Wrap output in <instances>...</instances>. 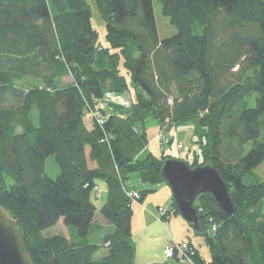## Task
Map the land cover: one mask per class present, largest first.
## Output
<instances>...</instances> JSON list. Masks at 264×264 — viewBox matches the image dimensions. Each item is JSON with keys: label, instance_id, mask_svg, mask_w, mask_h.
Instances as JSON below:
<instances>
[{"label": "trees", "instance_id": "trees-1", "mask_svg": "<svg viewBox=\"0 0 264 264\" xmlns=\"http://www.w3.org/2000/svg\"><path fill=\"white\" fill-rule=\"evenodd\" d=\"M152 1L94 0L103 44L87 0H0V205L32 264H136L123 185L132 173L167 185L161 166L171 157L147 151L151 120L191 125L189 165L211 163L236 204L227 215L200 194L194 206L211 259L188 241L193 253L171 260L264 264V180L254 172L264 161V0H157L176 28L164 39ZM65 76L72 81L62 84ZM130 88L128 108L100 107L105 93ZM92 113L102 122H87ZM99 180L107 188L99 212L113 230L92 243ZM151 191L139 189L137 201ZM171 208L162 219L179 214L173 200ZM60 220L68 236H46Z\"/></svg>", "mask_w": 264, "mask_h": 264}, {"label": "crops", "instance_id": "crops-1", "mask_svg": "<svg viewBox=\"0 0 264 264\" xmlns=\"http://www.w3.org/2000/svg\"><path fill=\"white\" fill-rule=\"evenodd\" d=\"M71 81L72 78L70 76H65L62 78L61 83L68 84ZM131 100H132L131 88L129 91H125L123 93L115 94L112 92H107L105 93L103 100L101 101L100 107L105 108L106 104L114 103L117 105H121L125 108H128L130 106ZM157 126L159 125L157 124ZM148 148L149 146L146 149ZM146 149L144 152H146ZM89 163L92 164V165L89 164L91 168L96 166L95 162L89 161ZM263 174H264V168H263ZM126 184L129 188H133L136 190L139 189L153 190L145 195L146 197H144L142 203L137 201L138 204L136 208L134 205H131L133 211V215L131 219V230H132V241L135 246V255H134L135 263L136 264L165 263L166 260L163 254L164 247L169 242L172 241L173 242L187 241V239L178 238L170 227L173 219L178 224L181 223L179 222L180 220H178V216H176V214L173 213L174 214L173 218H171L170 214H168L165 219H162L161 216H159L158 214L157 208L159 206H162L167 211H169L168 204L171 205L172 198H169L170 194H168V192L167 195L166 192H164V189H166L167 187L165 186V184L145 183L140 179V176L137 173L130 174L129 178L126 180ZM161 192L165 193V195L162 197L158 196L159 193ZM106 195H107L106 184L101 180L97 181L94 196L97 200L99 199L101 200L100 207L106 200ZM99 208L97 207L92 222V231L89 237L92 243H100L102 236L105 233L111 232L113 230V225L109 223L101 215V213L99 212ZM59 222L63 224V220H60ZM183 223L184 224H181L182 225L181 228L183 232L187 234V232L190 231L189 230L190 227L189 226L187 227L186 222ZM186 227L189 229H187ZM55 234H60V233H55ZM62 234L67 236L63 232ZM175 237H177L178 239H175ZM188 241L191 242L190 239ZM106 251H107L106 247L105 246L102 247L94 255V258H100L104 256L106 254ZM176 262L177 261L172 260L168 264H175Z\"/></svg>", "mask_w": 264, "mask_h": 264}, {"label": "water", "instance_id": "water-1", "mask_svg": "<svg viewBox=\"0 0 264 264\" xmlns=\"http://www.w3.org/2000/svg\"><path fill=\"white\" fill-rule=\"evenodd\" d=\"M161 174L170 189L179 214L196 235L202 236L194 202L200 194L210 193L227 215L236 211L228 187L209 162L190 166L183 159L168 157L163 161ZM0 264H32L30 254L23 248L21 232L7 210L0 205Z\"/></svg>", "mask_w": 264, "mask_h": 264}, {"label": "rangeland", "instance_id": "rangeland-1", "mask_svg": "<svg viewBox=\"0 0 264 264\" xmlns=\"http://www.w3.org/2000/svg\"><path fill=\"white\" fill-rule=\"evenodd\" d=\"M91 6L92 9V25L93 27L98 31L99 33V42H104V33H105V25L104 21L101 18L100 13L97 10V7L95 5L94 0H87ZM153 10H154V16H155V22L158 32L159 39H164L167 37H171L176 33V28L170 23V20L168 17L164 16L162 13V5L159 1L153 0ZM87 122L91 123L92 117L90 115H87L86 118ZM148 129H147V138L149 139V148L147 151L153 152L155 155H160L162 152H165L169 155H171L172 158H178L186 160L189 164L192 163L193 160V151L192 149H196V145L193 143L192 140V131H191V125L188 126H182V125H172L166 128H161L160 126H157L156 120H151L148 123ZM161 131L164 137L167 139H172V142L170 144L162 143L158 136V131ZM178 144L183 145L181 148L178 147ZM92 165L91 163H89ZM46 165V173L51 176L55 177L57 173L59 172L58 165L54 162V159L52 156H49L46 159L45 162ZM263 168H264V161L254 169V172L257 174V176L264 180V174H263ZM166 189H164V192H167L170 194L169 198H171V192L167 185H165ZM164 192L159 193L158 196L162 197L165 195ZM92 201L94 204L99 208L101 205V200H97L94 195L92 196ZM198 200H195L197 202ZM137 201H133L132 205L137 206ZM169 210H172L171 205L168 204ZM171 218L174 217V214H170ZM178 216L180 224H178L176 221L171 222V229L176 234L178 238H184L187 239V241L190 239L191 242L198 248L200 251L201 256L206 260V262H209L211 259V254L209 247L206 244L205 237L196 235L192 228H187L190 231L183 232L181 228V224H184L185 220L182 218L180 214H176ZM65 233L68 236V229L67 227L62 224L61 222H58L56 226H54L52 229H49L45 232L46 236H51L55 233L62 234ZM175 237V239H178ZM177 241V240H176ZM172 261V260H171ZM167 264L170 263V261H166ZM189 262L186 260H180L177 261L175 264H188Z\"/></svg>", "mask_w": 264, "mask_h": 264}, {"label": "built area", "instance_id": "built-area-1", "mask_svg": "<svg viewBox=\"0 0 264 264\" xmlns=\"http://www.w3.org/2000/svg\"><path fill=\"white\" fill-rule=\"evenodd\" d=\"M91 117H95L99 120V122H102L101 119H99L98 113H92L89 114ZM161 141L168 142V139L163 136V134L159 133L157 136ZM178 147L181 148L182 145L178 144ZM123 190L125 191L126 196L131 199L132 201H137L140 197L139 190L129 188L128 186L123 185ZM159 216H164L167 214V210L159 206L157 208ZM212 231L215 230V226L213 225L211 228ZM194 249L193 247L188 243V241H181V242H169L163 249L164 258L166 261H170L175 255L177 256H184L190 253H193Z\"/></svg>", "mask_w": 264, "mask_h": 264}]
</instances>
